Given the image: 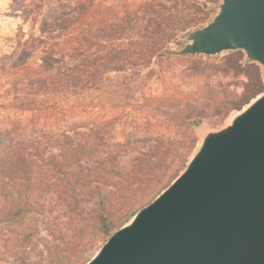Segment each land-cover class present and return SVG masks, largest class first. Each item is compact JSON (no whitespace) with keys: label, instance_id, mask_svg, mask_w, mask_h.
Listing matches in <instances>:
<instances>
[{"label":"trees","instance_id":"16d2710c","mask_svg":"<svg viewBox=\"0 0 264 264\" xmlns=\"http://www.w3.org/2000/svg\"><path fill=\"white\" fill-rule=\"evenodd\" d=\"M218 1L95 8L74 0L50 17L40 13L42 2L25 3L30 32L2 63L0 107L20 114L0 119V264L85 263L184 168L197 125H220L264 90L259 65L241 50L204 57L170 46ZM157 56H166L163 71L196 83L199 93L144 97L105 118L63 111L57 97L97 89L113 72L140 76Z\"/></svg>","mask_w":264,"mask_h":264},{"label":"water","instance_id":"95a60500","mask_svg":"<svg viewBox=\"0 0 264 264\" xmlns=\"http://www.w3.org/2000/svg\"><path fill=\"white\" fill-rule=\"evenodd\" d=\"M177 54L233 50L264 77V0H219ZM83 264H264V90L207 129L184 168Z\"/></svg>","mask_w":264,"mask_h":264},{"label":"rangeland","instance_id":"374dc122","mask_svg":"<svg viewBox=\"0 0 264 264\" xmlns=\"http://www.w3.org/2000/svg\"><path fill=\"white\" fill-rule=\"evenodd\" d=\"M28 1L29 0H0V93L7 87V75L2 71V63L4 61V57L5 55H8L13 51L16 38H23V35L30 32V21L28 20L29 18L25 13V9H27L25 3ZM36 1L43 3L40 13L45 17H50V15L58 13L61 10L60 7H62L63 3H73L74 0ZM81 1L87 4L89 3L95 8H99L117 5L121 2L129 0ZM213 13L211 14V16L213 15ZM181 44L182 42L177 44V42L175 41L171 43L170 46L175 49ZM222 54H218L215 56H219ZM30 60L34 62L36 60V56H32ZM165 65H167L166 56H157L153 58L148 68L141 70L140 76H136L134 74L130 75L129 72H113L108 74L109 79L104 81V83L101 84V86H99V88L97 89L87 90L82 94H78L75 96H61L57 97V99L63 105V111L68 108L67 112H65L68 113V115L70 116L69 118L88 116L105 118L111 115H118L121 111H126L127 106H124L125 104H131L134 101L143 99L144 97L160 96L164 93L172 92L176 89H192L195 90L196 95L199 93L196 89V83L189 80H177L171 77L170 72L163 71V69H165ZM176 68L178 69V66ZM161 71L162 76L158 74L161 73ZM260 72L262 75L261 69ZM262 78L264 80L263 75ZM219 79L228 81L231 80L230 77L222 76H216L214 80L217 81ZM52 100V97L48 99V101ZM0 102H5L4 98H0ZM232 112L233 111H231L227 115V117L221 124L228 121V118L230 117ZM19 114V111L16 109L0 107V119L6 117L16 118V116ZM218 126L219 125L213 127L207 122H202L197 125L194 128L197 142L201 137V132H205L209 128H216Z\"/></svg>","mask_w":264,"mask_h":264},{"label":"bare ground","instance_id":"6f19581e","mask_svg":"<svg viewBox=\"0 0 264 264\" xmlns=\"http://www.w3.org/2000/svg\"><path fill=\"white\" fill-rule=\"evenodd\" d=\"M202 129H203V127H202ZM203 131V130H202ZM200 132V131H199ZM204 134V132H201V136Z\"/></svg>","mask_w":264,"mask_h":264}]
</instances>
